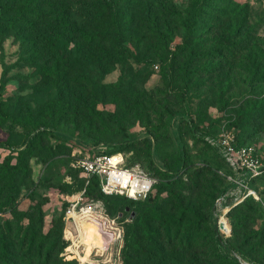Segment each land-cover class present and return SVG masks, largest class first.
<instances>
[{
	"label": "rangeland",
	"instance_id": "1",
	"mask_svg": "<svg viewBox=\"0 0 264 264\" xmlns=\"http://www.w3.org/2000/svg\"><path fill=\"white\" fill-rule=\"evenodd\" d=\"M197 2L204 8L195 37L173 54ZM20 6L0 0V103L29 127L0 113V201L13 183L16 208L0 211V240L18 233L14 214L29 211L24 225L32 224L36 242L40 234L56 240L59 257L123 264L133 208L80 199L76 160L128 139L126 161L144 172L148 148L156 166L176 167L184 154L188 167L158 193L148 240L138 227L134 264H264V252L251 251L264 245V0H33L24 16ZM63 53L59 63L50 57ZM222 134L251 150L257 172L231 165ZM21 151L26 168L12 180ZM164 225L179 227L171 246Z\"/></svg>",
	"mask_w": 264,
	"mask_h": 264
},
{
	"label": "trees",
	"instance_id": "2",
	"mask_svg": "<svg viewBox=\"0 0 264 264\" xmlns=\"http://www.w3.org/2000/svg\"><path fill=\"white\" fill-rule=\"evenodd\" d=\"M32 2L33 0H21V6L18 9V14L21 16L26 15L30 11H32ZM204 4L195 3L193 8L186 13V16L182 22V26L184 29V35L182 37L181 43L175 45V50L173 54H177L179 51L185 50L192 39L195 37V32L197 29V24L203 15ZM116 18V17H115ZM85 38H88L89 43L94 42L95 35L84 34ZM52 46V45H51ZM45 50L51 51V53L55 54L58 52H62V48L54 47L51 48L48 44L45 47ZM122 52L133 56L131 50L128 47L123 46ZM64 53L62 57L60 56H50L56 63H59L60 59L64 57ZM66 63V62H65ZM157 67V64H155ZM0 113L10 118L12 122H20L15 119L11 114L6 113L2 109V104L0 103ZM241 116H239L240 119ZM21 123V122H20ZM23 127L29 131V127L21 123ZM133 141L125 140L124 142H120L112 146V148L107 149L103 152L93 153L90 156H94L97 154H111L115 152L123 153L125 157V150L129 146H131ZM148 158L149 165L148 167L151 172L149 174L153 178H155L156 182L154 183L153 188H155L156 192L154 195H150V192L143 199L139 200H131L122 195H106L100 189V183L97 176H92L89 178L88 183L86 184V178L82 176L81 170L76 169L80 175V180H78V191H84L82 196L83 198H97L102 200L109 208L118 207L119 209H129L133 208V219L128 226L125 235H124V243L122 248V260L123 264H134L133 262V253L140 252L142 249L140 244L138 227L142 229L143 236L146 240H148L151 236L150 225L148 224L147 215L151 212L157 211L158 208V193L169 187L174 183V176L178 175L182 170L184 171L187 167L186 158L183 155H179L176 157V167L166 164L165 167H159L154 164L153 158L149 156L150 151L148 150L144 153ZM142 153H139V157L145 160V156ZM138 158V157H137ZM137 159V160H140ZM17 159L19 160L17 164L12 166L11 179L14 180L16 175L25 170V157L23 151L18 154ZM136 159L133 161L127 162L125 157V165L128 167L136 166ZM13 182V181H12ZM80 182V183H79ZM72 181L67 183L65 186L70 187ZM151 189V191H152ZM15 191V185L12 183V192L9 193L8 197L0 201V211L4 210V208H12L16 211L14 201L15 195L13 192ZM15 219L20 221V227L18 228V233L9 237L4 236L0 240V264H75L74 260H67L63 256L59 257L58 253L61 250V247H57V241H51L49 234H40V240L38 242L35 241V237H37L36 231L33 229L32 224L24 225L23 220L30 219L32 220L33 214L29 211H24L21 215L14 214ZM239 216L243 222H246L250 217L248 213H240ZM220 228L224 230V233L229 231V224L225 215L220 216ZM38 223H42V215L41 212H38ZM178 228L174 232L170 231V226L164 225L165 234H164V242L167 245L171 246L175 241H177L180 237L178 235ZM23 229V233L19 235V230ZM186 236H189V232L184 230L181 236L183 240ZM179 240V241H180ZM252 252H264L263 242H256L251 247ZM58 256V260L55 261L53 258Z\"/></svg>",
	"mask_w": 264,
	"mask_h": 264
},
{
	"label": "built area",
	"instance_id": "3",
	"mask_svg": "<svg viewBox=\"0 0 264 264\" xmlns=\"http://www.w3.org/2000/svg\"><path fill=\"white\" fill-rule=\"evenodd\" d=\"M222 151L226 159L237 168L257 172L260 168L257 160L252 157L248 147L234 146V138L230 134L221 135ZM76 167L81 170L86 184L92 176H97L101 191L106 195H122L131 200L143 199L151 191L155 178L141 170L137 165H125V157L121 152L111 154H97L82 157L76 160ZM84 191L80 193L81 199ZM75 204H72L67 215L75 213Z\"/></svg>",
	"mask_w": 264,
	"mask_h": 264
},
{
	"label": "bare ground",
	"instance_id": "4",
	"mask_svg": "<svg viewBox=\"0 0 264 264\" xmlns=\"http://www.w3.org/2000/svg\"><path fill=\"white\" fill-rule=\"evenodd\" d=\"M90 209L89 208H85L84 211L82 212L83 216L82 217H89L90 216ZM220 220V218H219ZM218 220V224H219V228H220V221ZM220 230L222 232H224V230L222 228H220Z\"/></svg>",
	"mask_w": 264,
	"mask_h": 264
},
{
	"label": "water",
	"instance_id": "5",
	"mask_svg": "<svg viewBox=\"0 0 264 264\" xmlns=\"http://www.w3.org/2000/svg\"><path fill=\"white\" fill-rule=\"evenodd\" d=\"M223 233V232H222Z\"/></svg>",
	"mask_w": 264,
	"mask_h": 264
}]
</instances>
